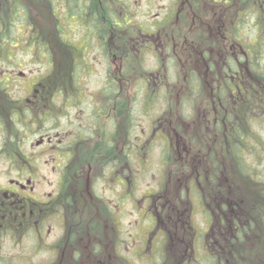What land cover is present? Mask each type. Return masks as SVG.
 Segmentation results:
<instances>
[{"label":"flooded vegetation","instance_id":"1","mask_svg":"<svg viewBox=\"0 0 264 264\" xmlns=\"http://www.w3.org/2000/svg\"><path fill=\"white\" fill-rule=\"evenodd\" d=\"M58 1L65 12L51 0L35 9L37 30L46 31L51 13L56 34L20 36L25 50L40 46L35 53L49 58L50 72L22 85V128L0 125L8 170L0 179V264H153L167 248L182 250L186 264H201L209 253L212 264H264L263 185L235 178L227 141L236 122L264 124V0H170L150 21L135 20L131 0L125 12L119 0H86L81 12ZM64 14L73 20L71 34L61 33ZM147 95L150 138L167 137V170L175 160L183 174L195 168L189 180L206 228L185 229L186 209L171 198L166 176L140 210L151 226L131 233L121 226L124 199L139 202L130 161L138 162L145 145L138 135L128 138ZM193 123L195 136L182 133ZM31 136L38 138L28 147ZM171 150L178 157L170 159ZM47 165L53 178L42 172Z\"/></svg>","mask_w":264,"mask_h":264},{"label":"rangeland","instance_id":"2","mask_svg":"<svg viewBox=\"0 0 264 264\" xmlns=\"http://www.w3.org/2000/svg\"><path fill=\"white\" fill-rule=\"evenodd\" d=\"M26 1L27 4L33 9L31 10V13L32 12L35 13L36 12L35 9L38 12H40V8L36 6L37 4L40 3V0H26ZM131 2L133 3L132 12L134 13L135 20L150 21L155 17L156 14L158 13L162 14L164 11H167V5L169 4L170 0H151V1L131 0ZM60 8H63L62 5H60ZM22 17L24 18L25 21L27 20L25 19L27 18L26 13H22ZM68 17L69 16L65 17V22L62 23L61 25L62 26L61 33L63 34H71L72 27H70L68 23L72 24L73 20ZM37 23L38 22L36 20V17H34L33 21L30 22L29 24L26 23H22V24L20 23L17 25L15 24L10 29L9 35L11 39H14L15 36H18L19 32H21L22 35L31 34L33 32V28L36 29ZM43 28L47 30L45 26ZM175 29L179 31L181 27L175 26ZM77 32L79 33L80 31ZM40 34L44 35V32L42 31ZM21 40H24V38H22ZM19 41H20L19 38H17L16 41L13 43V45L9 43L4 44L5 53L3 52L2 54L9 56V59H2L0 56V74L6 77L9 83L10 95L13 97H17L18 99H22L27 94V92L24 89H22V85L27 84L33 78L37 79L38 76L40 78L43 76L45 77V75L50 72V66L48 64L50 60L48 57L45 56L43 57L42 55H36L35 51L39 50L40 48L39 45H37V47H33L32 50L29 51V50H25V48L27 47L26 44L20 45ZM178 51L181 53V55H186L183 52L182 47H180ZM98 69L99 66H97L96 70ZM22 72L24 73L23 75L21 74ZM95 78L96 77L92 75L89 81L95 83L97 82ZM150 99L151 98L149 95L145 97H140V100L138 102H140L141 105L140 107L138 106L137 120L134 122L133 125L132 137L130 136L128 138V141L130 142L132 139H135L136 136L138 135L140 146L145 145L147 147L144 146L145 148L144 153H142L144 149L140 151L139 160L136 164L132 165L130 161L131 169L132 167L138 168L139 187L138 190L135 191V194L139 195V202H137L136 198L124 199L121 226L123 227V230L126 231L127 233L138 232V229L144 230V228H149L151 226L150 218L147 217L146 215L140 214V210L142 209L144 210L146 206L144 200L145 195L150 193L152 190H154V188H156L158 177L161 178L166 176V179L167 177L170 178L169 185H171L174 190L178 191V193L180 192L183 193L184 190L187 191V198L190 199V201L188 202H190V204L191 202L193 203L192 213L190 208L186 209L184 213L185 218L188 219L190 223L192 222V224L197 228H206L207 227V219L205 217L206 212L195 201L197 200L198 197V188L196 187L195 183H191L189 180V179H193V181L195 180L196 177L195 168L191 167L190 170H188L185 174H183L181 172L182 161L179 160V158H177L180 162L175 160L173 162L172 167L167 170V164L166 163L163 164L161 162L162 158L164 157L163 148L167 146L168 140L165 139L167 137H165L162 134H157L156 136H152L150 138V132H151L150 131L151 127L149 125L150 121H149V117L146 116L144 112V109L146 108L145 105H148L150 103ZM159 109L161 108L153 109V113L155 114ZM195 111L199 115L198 107H196ZM153 113L151 112V114ZM194 121L198 122V120H196V116L193 119V122ZM48 124H52V123L49 122ZM17 126L19 128H22V125L19 122H17ZM192 126L194 127L193 129H191ZM196 126L197 124L193 123L191 126L187 127L188 129L190 128L189 131H185V132L182 131V133L189 135H191L192 133V136H195V134L198 133ZM238 126L243 131L242 134L246 139L243 141L242 145H245L246 147L249 144H254L256 146V148H253L252 150L243 148V150L241 151L243 162L246 158L247 159L246 162L249 165V167L247 168V173L251 171V174L250 173L249 174L252 175L253 173V177L255 178L254 181L256 182L260 181L264 183V156H260L264 153V124L251 122L248 124V127H246V124L241 122L239 123ZM2 135L4 136L3 131L0 129V145L4 140L2 138ZM5 135H7V133ZM237 135L238 132L236 131V137ZM37 138L38 137L31 136L27 144L28 147L29 144L35 145ZM124 139L126 140V137H124ZM252 139L253 141L251 142ZM164 140L166 141V143H164ZM191 140L194 142V144L197 143V139L191 138ZM236 147L237 146H235V148ZM254 152L256 154H253ZM178 155L179 154L171 150L169 157H171L170 159H173L174 157H178ZM235 156L237 158L236 154ZM129 159L132 158L130 157ZM164 160L165 159H163V161ZM235 167H237V170L234 172L235 178H242V179L246 178V176L240 173L241 169L239 163L236 161H235ZM42 172H45L48 177L53 178V175L50 176L51 174L50 165L44 166ZM5 177H8L7 165H4L3 161H0V179L2 180ZM179 177L180 180H178ZM188 186H191L189 187L190 191L187 190ZM112 196L113 199H115L114 193L112 194ZM186 207L189 206L187 205ZM164 254L166 255L164 256ZM156 259L157 260L154 261L153 264H172L171 248H167L166 251L162 249L160 253L157 255ZM123 264H128V263L124 261ZM134 264H150V263L148 262L147 258H145V259H140L139 261H134ZM201 264H209V263L201 261Z\"/></svg>","mask_w":264,"mask_h":264},{"label":"trees","instance_id":"3","mask_svg":"<svg viewBox=\"0 0 264 264\" xmlns=\"http://www.w3.org/2000/svg\"><path fill=\"white\" fill-rule=\"evenodd\" d=\"M128 1L129 0H119L118 1L122 4L121 9H118V12L119 11H122V12L126 11V7L130 3ZM18 2H20V3H18ZM74 2H75V0H69L71 10H77L78 12L83 11V9L87 3L86 0H76V4H74ZM54 7L55 6H53V10H54ZM31 10H33V9L27 4L26 0H0V56L2 59H9V56L2 54L3 52L5 53L4 44H7V43L13 44L17 38H19L20 41H22L21 37H20L22 35L21 32H19V35L15 36L14 39H11V37L9 35L10 29L15 24L17 25V24L23 23L24 18L22 17V13H26V15H27V18H25V19H27L28 21H33V17H36V12L31 13ZM206 12L211 14V12L209 10H206ZM108 18L112 19L110 16H108ZM121 18L124 19L125 16H121ZM44 26L47 29L46 32H44V33L56 34V18L54 16H52L51 13H50V15L45 16L43 27ZM38 27H40V25H38V23H37L36 29L33 28V32L31 34H35L38 31L37 30ZM78 27H79V30L83 32L84 25L79 24ZM38 33L40 34L39 31H38ZM6 82H7L6 77H4L0 74V125H2L4 127L5 132L14 129V128H12L13 123L14 124L16 123V128H19L17 126V121L23 122V119H24L22 117L23 115L22 114L20 115L19 111L16 110L20 106V103H18V101H17L18 98L11 96L10 90L7 89L5 86H3V84ZM32 123H35L33 118L27 120L28 126H30V124H32ZM239 123H241V122H236V127H235V132L236 131L238 132L237 137H236V133H235V136H233L234 138L229 137L227 141H229L228 145H230L231 148L234 150V159L236 162L239 163V166L241 169L240 173L242 175L246 176L245 179H248L250 182H252L254 184L255 178L252 175H250L251 174L250 171H249L250 174L247 173V168L249 167V165L246 162L247 161L246 158L243 162L241 151L243 150V148L252 150L253 148H256V146L254 144H249L246 147H245V145H242L243 141L246 139L244 138V135L242 134L243 131L238 126ZM242 123H244V122H242ZM244 124H246V127H248V123H244ZM240 141H241V143H240ZM252 141H253V139L251 140V142ZM235 146H237V147L235 148ZM236 151H237V153H236ZM235 154L237 155V158H236ZM253 154H256V153L254 152ZM260 156H264V153ZM244 157H245V155H244ZM236 170H237V167H236ZM262 185H263V189H261V191H262V194H264V183H262ZM170 189H171V198L172 199L175 198L179 202V204L182 205L181 211L184 212V209H188L186 207L187 206V200L190 201V199L187 198V191L184 190L183 193L182 192L178 193V191L174 190L172 187ZM206 200L211 201L208 193H206ZM180 201H183L182 204ZM195 201L197 202V200H195ZM191 205H193L192 202H191ZM208 213H209V211H208ZM181 217H185V215L183 214ZM205 217H207V214H205ZM185 229H188V232H190V231L193 232L197 229V227H195L192 224V222L191 223L187 222V223H185ZM171 252H172V262H171L172 264H186L187 263V262H184V260L181 261V255L184 253L182 250H177L175 252V249L171 248ZM190 252H191V250L189 249V251L187 252V257H188ZM205 257L206 258L203 261L208 262L209 264H212L211 254L209 253Z\"/></svg>","mask_w":264,"mask_h":264}]
</instances>
